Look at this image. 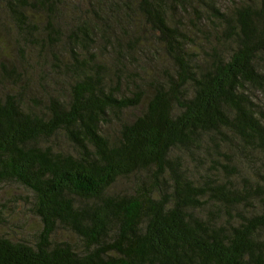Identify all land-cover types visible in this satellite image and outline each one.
Returning a JSON list of instances; mask_svg holds the SVG:
<instances>
[{"label":"trees","instance_id":"obj_1","mask_svg":"<svg viewBox=\"0 0 264 264\" xmlns=\"http://www.w3.org/2000/svg\"><path fill=\"white\" fill-rule=\"evenodd\" d=\"M0 5V264H264V0Z\"/></svg>","mask_w":264,"mask_h":264},{"label":"rangeland","instance_id":"obj_2","mask_svg":"<svg viewBox=\"0 0 264 264\" xmlns=\"http://www.w3.org/2000/svg\"><path fill=\"white\" fill-rule=\"evenodd\" d=\"M70 3L68 1V4ZM1 8H4L3 5H0ZM41 16L45 20V15L42 12ZM0 19L11 30L15 28L13 20L3 10H0ZM12 36L13 31L8 34L7 31L0 30V47H2L0 58L4 55L6 59L10 60L14 56L13 43H9ZM126 186H128L127 182L122 181L115 189L125 191ZM27 193L14 182L0 183V233L13 240L32 242L35 240L41 224L38 218L30 213L26 203H24L23 198ZM56 237L57 241H67L71 245H80L78 238L72 233L58 230Z\"/></svg>","mask_w":264,"mask_h":264}]
</instances>
